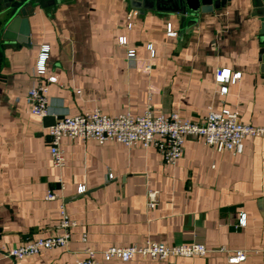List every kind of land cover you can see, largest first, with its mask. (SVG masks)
I'll return each instance as SVG.
<instances>
[{
	"label": "crops",
	"instance_id": "obj_1",
	"mask_svg": "<svg viewBox=\"0 0 264 264\" xmlns=\"http://www.w3.org/2000/svg\"><path fill=\"white\" fill-rule=\"evenodd\" d=\"M54 2L37 5L28 17V45L3 42L9 16L0 14V264H76L87 248L102 251L146 240L202 244L209 252L101 264H264V138H247L243 153L235 155L189 136L175 166L165 164L154 148L65 138L66 165L59 170L48 128L26 101L30 89L56 77L49 85L48 116L96 109L112 117L141 116L151 106L157 115L176 112L198 122L210 110L230 109L243 124L263 127L264 36L250 5L235 0L194 17L183 30L179 16L164 9L142 15L129 0ZM122 37L126 46L119 43ZM44 45L50 59L47 74L38 77ZM128 50L136 56L129 58ZM225 69L242 77L226 84L223 95L216 76ZM79 186L86 192L79 194ZM149 190L160 194L154 210L147 206ZM49 191L58 198L46 200ZM62 206L77 224L66 248L19 261L4 255L32 240L64 234L58 228ZM238 251L246 260L231 263Z\"/></svg>",
	"mask_w": 264,
	"mask_h": 264
},
{
	"label": "built area",
	"instance_id": "obj_2",
	"mask_svg": "<svg viewBox=\"0 0 264 264\" xmlns=\"http://www.w3.org/2000/svg\"><path fill=\"white\" fill-rule=\"evenodd\" d=\"M136 15V13H132ZM132 25H130V28ZM169 36L176 33L169 32ZM120 45H127V38L119 40ZM152 57L155 51L150 45L148 48ZM127 56L134 58L135 50H128ZM50 59V47H41L35 72L38 77L47 74V63ZM241 73L232 75L231 70H218L216 81L222 86L221 93L226 95L228 87L226 84L237 83L241 79ZM56 77H49L46 84L29 90L26 101L30 106L33 115L44 118L48 113V92L49 85L56 83ZM189 136L203 139L204 144L218 152L228 151L235 155L243 153L244 140L251 137L264 138V126L254 127L243 124L236 110L225 109L222 112L210 110L200 121L193 122L184 120L178 113L168 116L155 114L153 108L149 106L143 115L133 116L131 113L121 114L116 117L103 114L99 109L91 114H81L73 117H65L56 122L54 126L47 129L50 152L55 168L62 170L66 165L65 150L63 140L82 139L84 141L95 140L100 144L114 141L127 148L143 147L145 149L154 148L162 156L165 164L175 166L184 156L185 140ZM113 179V175L109 176ZM63 188L62 180H59ZM86 192L85 186H79L78 193ZM159 192L149 190L147 192V206L154 210L159 204ZM58 195L49 191L46 200L53 201ZM246 224V216L240 218V225ZM76 222L72 221L65 206L61 207V220L58 228L64 230L62 235H53L47 238L32 240L20 247L10 249L4 253L7 258L19 261L34 257L43 251L53 249H64L70 243V231L76 227ZM83 241L87 242V235L83 236ZM222 251H225L224 249ZM209 250L202 244L189 245H166L152 240H146L143 244H131L129 246H110L109 248L96 251L87 248L85 258L78 260L76 264H101L102 262L119 261L128 263L140 256L154 261H164L169 258H192L205 256ZM247 255L244 251H238L230 258L231 263L245 261Z\"/></svg>",
	"mask_w": 264,
	"mask_h": 264
},
{
	"label": "water",
	"instance_id": "obj_3",
	"mask_svg": "<svg viewBox=\"0 0 264 264\" xmlns=\"http://www.w3.org/2000/svg\"><path fill=\"white\" fill-rule=\"evenodd\" d=\"M235 0H129L130 6L144 15L147 11L164 9L168 13L179 16L181 27L186 30L188 21L200 14H211L215 10L224 9ZM251 7V16L257 18L261 25V35L264 36V0H239ZM54 0H0V14L8 15L3 28V42H19L28 45L30 28L28 17L33 16L35 7L44 8L53 5ZM63 117L46 116L43 118L45 128L54 126Z\"/></svg>",
	"mask_w": 264,
	"mask_h": 264
}]
</instances>
